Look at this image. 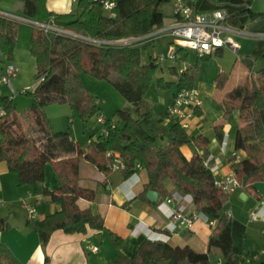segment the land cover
<instances>
[{
    "label": "trees",
    "instance_id": "obj_1",
    "mask_svg": "<svg viewBox=\"0 0 264 264\" xmlns=\"http://www.w3.org/2000/svg\"><path fill=\"white\" fill-rule=\"evenodd\" d=\"M166 1L170 0H119L115 14L111 15L96 0H77L75 9L68 12L50 10L47 0H24L23 14L41 21L53 20L58 25L96 37L128 38L162 27L164 14L160 5ZM222 1L246 5L245 9L229 16L230 24L242 27L257 15L250 7L253 0ZM18 31V21L0 16V54L5 60L15 59ZM30 52L35 58L37 83L33 90L25 93L34 101L29 108L18 111L13 98L2 97L7 113L0 118V161L7 162L9 170L18 175L20 184L31 185L44 182L46 165L52 164L60 185L55 189L44 186L43 192L61 207L42 218L28 219L43 244L57 229L67 233L95 229L108 231L117 252L106 262L89 259V264H213V247L222 252V264L252 261L246 224L224 209L230 192L216 183L209 137L188 133L178 121L172 120L169 125L164 122L167 104L182 89L195 87L200 59L209 58V54L199 56L196 63L183 72L170 66L169 71L175 79H166L156 76L160 63L153 56L143 62L140 46L130 43L96 45L33 27ZM249 67H253V62ZM83 72L98 78L115 75L113 84L130 102L116 110L115 115L121 120L102 113L101 106L83 82ZM226 82L227 75L219 73L217 87L223 88ZM161 90L171 93L167 103L159 100ZM148 98L153 99V105L148 104ZM52 103L68 104L85 126L92 117L105 116L108 132L105 134L101 130L95 138L92 134L93 152L84 155L105 173L113 169L108 151L118 153L124 162L125 167L120 169L123 177L132 175L140 166L146 168L148 181L144 189L125 201L124 207L134 199L151 202L147 196L150 189L165 197L171 193L166 185L171 180L178 191L190 196L197 210L215 219L209 249L200 252L188 244L145 239L132 255L123 253L120 250L123 238L106 227L103 215L95 213L90 206L81 207L78 202L82 197L93 200L96 190L81 185L83 148L71 137L69 130L52 127L45 111V106ZM219 104L224 117L234 109L239 110L242 124L237 130L235 148L243 149L247 156L234 161L232 168L242 188L261 198L255 183L264 181V67L257 70L251 84H236ZM215 130L222 141L223 123L216 124ZM162 140H166V144H162ZM184 144H194L199 151L188 158L181 149ZM234 158L235 154L231 156ZM0 264L26 263L8 244L0 241ZM253 264H264V261Z\"/></svg>",
    "mask_w": 264,
    "mask_h": 264
},
{
    "label": "crops",
    "instance_id": "obj_2",
    "mask_svg": "<svg viewBox=\"0 0 264 264\" xmlns=\"http://www.w3.org/2000/svg\"><path fill=\"white\" fill-rule=\"evenodd\" d=\"M76 1L47 0V6L50 10L56 12H68L75 9ZM253 2L250 7L257 13L255 18L247 20L242 27L229 23L234 28H238V32L234 36L240 44L238 49L235 50L229 46H224L209 54L210 57L218 55L216 56L218 64L216 69H214L216 77L210 80L205 76H199L201 63H199L197 69L195 87L199 91L201 104L197 108L198 111L195 112L191 120V126L187 128V131L192 135L205 134L209 137L208 148L211 153L210 157L213 158L212 165L216 166L214 171L216 178H222L233 171L232 163L247 156L243 149L236 150L235 148L237 130L242 124L239 110L234 109L227 117H224V110L219 102L236 84H251L253 82L257 74V70H254V65L259 58L264 56V10L255 9ZM197 4L202 10L224 7L230 12V16L246 8V5L227 3L222 0H198ZM0 8L10 12L22 13L24 0H0ZM151 43L153 42L140 46L142 53L143 48L148 49L147 59L142 56V61L145 63L153 55H156L153 49L154 46ZM226 49H228V52H226ZM180 50L179 53L187 60L188 67L193 66L199 57L198 54L193 50L196 54V59L191 63L187 50L183 49L182 52ZM228 54L235 56V63L229 65L222 61ZM247 60L253 62L252 68L249 67L250 62L246 63ZM6 61L8 60H5L4 55L0 54V63L3 64ZM238 61H240L238 74L241 75L242 80L233 81V83L230 75L233 72L234 64ZM170 66L178 68L179 63L171 61ZM221 72L227 75V82L223 88H218L217 79L218 74ZM249 76H252L251 83L248 81ZM4 90L8 92L6 87ZM162 98L163 96L160 95V102L167 103L168 98L166 100ZM54 118L57 120V117H50L53 128L57 130H60V128L68 129L71 137L79 142L83 148L80 158L81 185L96 190V196L93 200L84 197L80 198L78 201L80 206H90L95 213L103 215L106 227L123 238L120 245V250L123 253L132 255L142 241L145 239H160L164 233L170 234V238L167 241L172 244H188L200 252H206L209 249V240L212 236L214 225L211 224L210 218L206 214L196 218L191 226L180 224L174 230L168 228L170 219L167 211L169 208H176L183 204L189 211L196 209L193 200L189 196L182 203L173 201L162 208L158 205L165 197H160V194L157 204L151 203L153 202L151 200V202H148L143 199H134L128 207H124L123 203L125 201L139 194L144 189V184L148 181L146 168L140 166L128 177H123L120 170L116 169L105 173L97 164L84 157L85 154L93 152L91 135L94 134L95 138L98 134L93 132L89 138H86L89 136L86 134V136L76 135L73 133L72 127L65 128L62 127L64 125H55ZM70 120L74 122V118H70ZM164 122L169 125L172 120L166 116ZM219 123H223L224 136L222 141L218 139L215 130V125ZM181 149L188 158H191L199 151V148L194 144H184ZM233 154L236 155V158L231 159ZM99 158L101 159V156ZM59 185L60 180L51 163L46 165L45 181L37 185H31L20 184L18 175L9 170L5 160H1L0 203L3 206H8L11 214L0 208V218L3 219V221H0V241L8 244L14 253L26 264H89V259L95 262H106L112 259L117 251L113 242L110 241L111 238L108 236L107 230L89 229L85 233H67L63 229H57L51 234L45 244L42 243L38 232L28 222L30 215L24 200H27L35 207L37 211L36 217L42 218L61 207L58 203L51 201L50 196L43 192V187L47 186L55 189ZM166 185L170 192L177 190L171 180H168ZM255 185L261 193V198L256 197L253 193L243 188L236 189L238 190L239 198L245 192L246 197L244 199L252 201V209H257L264 205V181H257ZM234 191L230 192V198ZM224 209L246 224L247 232L250 236L248 223L241 217L236 216L229 207ZM258 219H260L262 224L261 232L264 234V206L260 210V218ZM91 245L98 246V250L93 251ZM247 246L252 256L250 263L264 261V256H261L262 252H264V247L261 246V248L257 247V249H254L248 243V238ZM258 249L261 251L257 252L259 251ZM260 258L261 260H259ZM211 260L213 264L223 263V254L216 247L211 250Z\"/></svg>",
    "mask_w": 264,
    "mask_h": 264
},
{
    "label": "built area",
    "instance_id": "obj_3",
    "mask_svg": "<svg viewBox=\"0 0 264 264\" xmlns=\"http://www.w3.org/2000/svg\"><path fill=\"white\" fill-rule=\"evenodd\" d=\"M104 10L114 15V9L119 0H96ZM198 0H173L175 22L168 28H156L150 32L139 36L128 38H101L92 36L83 31L56 24L53 20L41 21L23 13L6 11L0 8V16L16 20L18 22L25 21L32 24L34 27L43 29L45 32H55L74 38H79L96 45H112L116 43H130L135 46H142L153 41L158 32L167 31L172 36L168 55H153L157 63L169 58L173 62H178L179 72H183L188 68L187 60L179 53L180 49L194 50L198 56L211 54L221 47L229 46L233 49H238L239 42L234 38L233 33L238 32L236 28L228 23L230 12L224 7H216L209 10H202L197 4ZM20 66L16 62L6 61L0 63V118L6 115L7 108L2 100L3 96L13 98L15 96V88L13 79L19 75ZM8 89L5 92L4 88ZM26 90L24 89L23 92ZM201 104L199 91L196 87L182 89L173 99L167 104V118L173 121H178L186 129L191 126V120L195 115V109ZM105 116L100 114L97 117V122L102 123V132L107 133L108 127L105 125ZM107 155L112 157L113 169L120 170L125 167L124 162L120 159L118 153L108 151ZM213 171L216 166L212 165ZM216 183L225 191L232 192L237 188H242V183L238 180L234 171L229 172L222 178H216ZM189 195L178 190L172 191L170 194L159 203L162 208L167 204L177 201L182 203ZM190 197V196H189ZM28 209L30 218L37 216V211L27 200H24ZM264 204V201H263ZM259 208L254 209L250 213L252 220L260 218ZM167 215L170 219L168 228L174 230L178 225L191 226L196 218L205 215L202 211L194 209L189 211L185 205H180L176 208H169ZM211 224H215V219L210 218ZM170 238L169 233H164L160 240L167 241ZM93 251L98 250V246L91 245ZM249 260V259H248Z\"/></svg>",
    "mask_w": 264,
    "mask_h": 264
},
{
    "label": "rangeland",
    "instance_id": "obj_4",
    "mask_svg": "<svg viewBox=\"0 0 264 264\" xmlns=\"http://www.w3.org/2000/svg\"><path fill=\"white\" fill-rule=\"evenodd\" d=\"M253 6L255 9H261L264 10V0H254ZM160 10L164 14V22L162 27L168 28L172 25L174 22V5L173 0L163 2L160 5ZM100 12H102V9H99ZM23 13V11H21ZM33 25L29 24L28 22L21 21L19 22V38H18V44L15 50V59L13 62H16L20 66V72L19 75L13 79V86L15 88V96L13 97L14 103L16 105V109L18 111H21L22 109L29 108L31 104L33 103L34 99L29 94L23 92V90H33L36 83V73L37 68L35 64V58L30 52V36L33 30ZM238 29V28H237ZM167 31H161L156 34V36L153 38L154 40L151 41L153 43V49L156 54L158 55H168V51L171 45L172 36L168 34ZM237 33H233L234 36H236ZM148 49L143 48L142 56L144 59H147L146 56H148ZM189 53V61L193 63L196 59V54L193 50H187ZM226 52H228V49H226ZM218 55H214L213 57H209L206 59H200V69H199V76H205L207 79L213 80L216 77V72L214 69H216V65L218 64ZM16 60V61H15ZM12 61V60H11ZM225 63H228L231 65L232 63H235V56L226 55V57L222 60ZM251 62V60H247L246 63ZM171 63V60L167 58L166 60L162 61L160 66L158 67L156 76H164L166 79H175L174 76L169 71V65ZM240 61H238L236 64H234L233 72L230 75V79L233 81H239L241 79V75L238 74V71H240L239 67ZM264 66V56L259 58L255 65L254 70L260 69V67ZM247 67V66H245ZM115 77V75H111L110 78H98L90 73L83 72L82 73V79L84 84L88 87L90 92L94 95L96 98V101L102 108V113L106 116H110L115 118L116 120H121L120 117L115 115V112L118 108L123 107L125 105H129V100L119 91V89L113 84L112 79ZM249 83L252 81V76H249L248 79ZM234 83V82H233ZM160 95L163 96V100H166L170 97L171 93L169 91H160ZM148 104L153 105L154 101L152 98H148ZM63 106V107H61ZM45 111L50 119V117H57L54 118L55 125H64L62 127H72L73 133L76 135H89L86 138L90 137L91 133L99 134L102 130V123L97 122V117L100 115H96L92 117L88 125L85 126L83 121L74 115L73 110L68 104H61V103H52L45 106ZM70 118H74V122H71ZM51 121V119H50ZM52 124V122H51ZM53 127V126H52ZM57 130V129H55ZM60 130H68V129H62ZM89 133V134H88ZM85 135V136H86ZM162 144H166V140H162ZM252 201L251 200H245L244 198L240 197L238 195V190L233 192L232 197L230 200L227 201L224 208H230L234 211V214L236 216L241 217V219H244L248 223V229L250 231V236L248 237V243L255 249L264 247V234L261 232L262 224L260 222V219L252 220L250 218V213L254 208L251 207ZM0 208L8 214H11V212L8 209V206H3L0 203ZM232 211V212H233ZM110 241H112L110 239ZM218 248V247H216ZM219 249V248H218ZM220 250V249H219ZM260 252L261 250L258 249ZM261 256H264V252H262ZM263 259V257H262ZM261 260V258L259 259ZM258 263V261L256 262ZM245 264H253L250 263L248 260L245 262Z\"/></svg>",
    "mask_w": 264,
    "mask_h": 264
},
{
    "label": "water",
    "instance_id": "obj_5",
    "mask_svg": "<svg viewBox=\"0 0 264 264\" xmlns=\"http://www.w3.org/2000/svg\"><path fill=\"white\" fill-rule=\"evenodd\" d=\"M147 196H148L149 200H151V201L154 202V201H157L158 200V198H159V192L156 191V190L150 189V190L147 191ZM241 196L243 198L246 197L245 192H243L241 194Z\"/></svg>",
    "mask_w": 264,
    "mask_h": 264
}]
</instances>
